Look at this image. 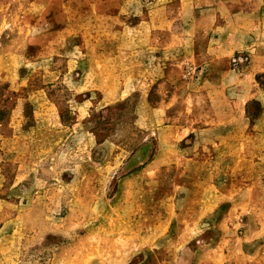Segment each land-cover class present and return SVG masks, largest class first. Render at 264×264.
<instances>
[{
    "label": "rangeland",
    "instance_id": "obj_1",
    "mask_svg": "<svg viewBox=\"0 0 264 264\" xmlns=\"http://www.w3.org/2000/svg\"><path fill=\"white\" fill-rule=\"evenodd\" d=\"M0 264H264V0H0Z\"/></svg>",
    "mask_w": 264,
    "mask_h": 264
}]
</instances>
